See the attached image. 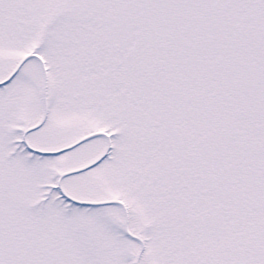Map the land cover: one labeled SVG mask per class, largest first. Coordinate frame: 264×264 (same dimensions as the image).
<instances>
[{
  "label": "snow or ice",
  "instance_id": "6c2138e0",
  "mask_svg": "<svg viewBox=\"0 0 264 264\" xmlns=\"http://www.w3.org/2000/svg\"><path fill=\"white\" fill-rule=\"evenodd\" d=\"M0 264H264V0H0Z\"/></svg>",
  "mask_w": 264,
  "mask_h": 264
}]
</instances>
